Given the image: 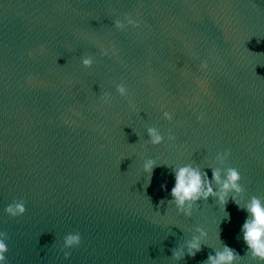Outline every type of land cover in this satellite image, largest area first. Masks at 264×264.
<instances>
[{
	"label": "water",
	"instance_id": "95a60500",
	"mask_svg": "<svg viewBox=\"0 0 264 264\" xmlns=\"http://www.w3.org/2000/svg\"><path fill=\"white\" fill-rule=\"evenodd\" d=\"M128 18L139 27H115ZM184 165L210 180L235 168L242 191L185 216L169 202ZM253 196L264 202V0H0L6 264H208L225 245L235 264H264L241 230ZM21 201L24 215L5 212Z\"/></svg>",
	"mask_w": 264,
	"mask_h": 264
},
{
	"label": "clouds",
	"instance_id": "9594fccd",
	"mask_svg": "<svg viewBox=\"0 0 264 264\" xmlns=\"http://www.w3.org/2000/svg\"><path fill=\"white\" fill-rule=\"evenodd\" d=\"M129 25L139 27V24L131 18L127 19V25L120 20L115 22V27L120 30L125 29ZM102 54L108 55V50L104 49ZM82 64L85 68H90L93 64V59L86 57L82 60ZM207 67L206 62L201 65L202 69H207ZM117 92L121 97L128 96V89L123 83L117 86ZM163 115L169 121L173 119L172 114L167 111ZM147 134L152 145H159L164 141V137L154 127H149ZM168 139L172 140L174 137L169 136ZM229 155L230 153L228 152L218 154L221 159H227ZM156 166L154 160L147 159L143 168L151 177ZM174 178L175 184L171 189L170 195L172 198L169 202L175 203L178 211L189 217L192 215L193 206L201 200L207 201L209 197H215L218 198L220 204L224 205L227 203L230 192L240 193L242 191L240 184L241 175L237 169L231 167L227 169V174L223 180L221 179L219 170H213L210 180L206 172H201L198 167H193L192 165H184L178 169H174ZM213 181L221 185L219 191L214 190L212 186ZM232 199L235 201V197ZM245 210L248 213V218L245 220L241 229L243 232V240L253 258L264 262V202L259 197L253 196L245 206ZM5 212L15 218L24 215L26 208L21 201L8 205ZM197 231L200 232L201 236L206 235L200 228H197ZM7 239V233L0 232V264H6V253L8 252ZM80 243L81 236L79 233L68 234L64 238V248L70 249L79 246ZM200 247L199 238L194 237L188 245V255L194 256L200 251ZM69 255L68 252H65V259H68ZM173 256L175 259H180L182 253L174 251ZM238 259H240L239 255L225 245L223 251L216 253L215 256L210 255L208 257V264H235Z\"/></svg>",
	"mask_w": 264,
	"mask_h": 264
}]
</instances>
